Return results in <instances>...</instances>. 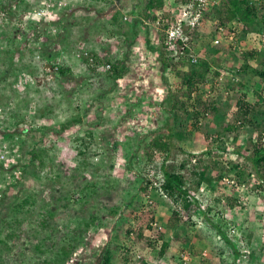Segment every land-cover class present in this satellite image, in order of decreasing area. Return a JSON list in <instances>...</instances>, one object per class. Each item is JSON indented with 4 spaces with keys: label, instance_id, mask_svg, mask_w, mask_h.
<instances>
[{
    "label": "rangeland",
    "instance_id": "rangeland-1",
    "mask_svg": "<svg viewBox=\"0 0 264 264\" xmlns=\"http://www.w3.org/2000/svg\"><path fill=\"white\" fill-rule=\"evenodd\" d=\"M146 1L49 0L51 7L45 17L32 16L39 20L35 26L25 18L30 7L20 14L18 20L4 22L5 27H13L15 32L0 30V46L9 43L5 56L0 55V113L5 114L3 118L0 115V128H3L0 159L2 154L6 155L4 162L0 160V264H29L34 260L48 259L50 253H41L40 256V251L36 252L38 244L46 238L62 236L56 232L59 229L72 232L74 218L88 211H95L103 221L90 227L83 234V240L76 239L69 245L74 246L73 252L62 264H100L109 243L118 244L123 250L125 230L115 238L114 229L117 223L127 226L136 220L143 199L141 186L145 181L141 179L150 162L148 147L157 135L167 134L164 122L169 113L166 111L173 107L176 94H181L184 100L187 98L186 93L182 94V86L171 90L177 80L174 71L163 77L155 50L163 46V31L154 24L150 25L140 14ZM168 1L169 9L176 7L172 0ZM5 2L8 1L0 0V20L3 15L7 16L1 11ZM211 16L213 23L209 21L205 31H197L199 35L192 40L191 48L200 52L214 49L212 44L217 33ZM135 18L143 21L136 28L133 27ZM145 31H148L150 41L146 40ZM238 34L243 33L238 30ZM10 36L14 38L8 40ZM123 46L128 51L127 57ZM246 51L256 53L248 63L264 71V36L259 33L240 38L235 48L223 44L220 47L222 55L218 53L215 61H211L214 56L207 57L214 65L201 71L211 69L212 74L221 73L210 74L212 77L201 82L200 91H194L192 95L193 99L202 96L203 102H212L207 117L201 120L202 132L192 136L200 146L193 149L190 139L182 143L174 140L175 145L170 149L166 163L167 169L184 174L200 200L212 195L208 200L211 211L207 207L206 215L197 212L193 216L187 215L185 223L179 222L176 227L175 224L171 227L170 219L176 204L152 191L157 211L156 229L151 232L152 236L163 232V239L156 247L143 249L148 264H224L223 257L231 260L229 254L214 252V245L221 240L212 222L239 241L241 255L238 261L231 260L230 264H257L263 257L258 254L264 246V204L257 201L256 196L249 197L247 191L255 187L257 174L248 159L233 152L240 146L246 155H250L253 145L249 139L255 133L247 125L237 132L236 142L233 141L234 133H230L225 141L213 140V144L206 139V130L210 131L219 121L224 126L236 111L233 102L241 95L232 93L228 87L232 78H239L232 72L241 67ZM94 54L98 59H90ZM200 56L205 58L202 53ZM120 57L127 60L117 78L107 64ZM177 64L181 71H192L189 63ZM57 66L70 67L69 75H61ZM255 76L253 73L246 75L251 82L247 96L242 98L252 100L256 113L251 118L261 121L264 118V82ZM217 94H220L218 99ZM193 99L190 102L193 103ZM178 104L176 109L180 107ZM213 107L218 110L214 112ZM14 109L18 111L17 118L11 116ZM197 109L203 110L201 103ZM220 145L227 148L225 152L201 155L206 149ZM191 151L197 152V157L187 166L189 170L181 171L180 165L190 161ZM87 156L91 157L87 160ZM216 160L222 163L214 166ZM230 161L239 164L244 175L251 174L254 181L238 186L240 183L235 181L238 170L228 164ZM205 165H213L216 169L224 167L226 179L215 183L212 190L208 185L196 188L198 177L190 171L194 166L199 170ZM227 174L233 177H227ZM217 191L234 198L232 203L236 206L226 212L224 202L215 200L214 192ZM25 197H32L39 209L33 213H19L22 222L13 232L12 228L5 227L6 222L17 212L14 204ZM40 216H50L51 225H39L38 221L43 223L42 218L38 220ZM248 217L256 224L249 244L244 242L242 233ZM190 221L195 222L194 229ZM248 226L250 229L252 222H247ZM8 232L17 234L16 245L13 238L8 237ZM177 233L178 240L174 237ZM198 235L202 240L204 235L209 237L201 243ZM188 239L191 241H186ZM164 241L170 242V247L160 258ZM136 249L139 251V246ZM252 251L257 252V257L255 255L250 261ZM118 261L115 259V264ZM134 264L142 262L136 259Z\"/></svg>",
    "mask_w": 264,
    "mask_h": 264
},
{
    "label": "trees",
    "instance_id": "trees-1",
    "mask_svg": "<svg viewBox=\"0 0 264 264\" xmlns=\"http://www.w3.org/2000/svg\"><path fill=\"white\" fill-rule=\"evenodd\" d=\"M8 2H5V5L1 8L3 9L7 14L8 18L10 20L17 19L22 12L28 11L31 3L24 2L20 3L17 2L16 6H13L14 0H7ZM41 3V0H32V3ZM23 4V6H22ZM169 6L168 0H147L145 3V7L142 9V12L140 14L144 16L148 20V23L150 25L155 24V20L157 18V14L161 15H167L166 8ZM25 9V10H24ZM212 14L213 20L215 21L216 25V33L219 34V28L224 29V34H230L231 30H235L236 32V43L240 38H245L248 34H254L259 33L264 36V0L255 1V0H220V3L217 5L210 6L208 8V11L205 13V21L203 23V26L200 28L199 31H202L206 29L207 24L210 21V15ZM211 16V18H212ZM20 19V18H19ZM18 20V19H17ZM31 25L35 26L39 20L37 18H30ZM117 21V17L115 19V22ZM143 23L140 18L134 19V25L133 27L136 28L137 25ZM210 23H213L210 21ZM19 25V22H18ZM13 27H7V29H11L10 31L13 33L15 32ZM238 30H241L242 35L238 34ZM203 31V32H204ZM40 34V33H39ZM238 34V35H237ZM199 35V33H191L189 38L191 40H194V37ZM217 35H215L216 37ZM11 38H7L8 40L13 39L14 36H10ZM39 37V36H38ZM145 37L147 41H150V38L148 37V31H145ZM190 43V44H191ZM5 47L0 46V55L5 56V49L8 50L9 43L7 42L5 44ZM193 45V44H192ZM214 49H211L210 52H207L205 50H202L200 52L199 50L193 49V51L198 55V61L196 63H192L189 60L188 56H184L183 54L179 55V60H176V56L174 55L175 49L167 46L164 44L161 49H155L158 52V58L160 59V65L163 77L168 76L169 72L174 71L175 77H177V80L174 81V85H172V91L177 86H182L181 91L187 94V98L184 100L183 96L181 94H176L177 98L174 101V105L172 108H170L166 113H169L165 117L164 127L167 128V134H159L157 135L154 140L151 142V144L148 147L147 155L149 156V164L146 166L147 168L145 171L146 173H143L142 179L143 186H141V192L143 195L141 204L137 207V215L136 220L127 225L124 226L122 222L117 223V226L115 227L114 231L116 232L115 238L118 235H121L123 230H125V233H123L122 238H124L125 242L123 245V250H120L118 244H112L109 243L107 247L104 249L102 253V261L100 260V264H115V259L119 260L118 262L127 263V264H134L135 260L138 259L142 262V264H148L144 258L143 249L145 247L154 248L156 247V244L159 240L163 239V232H158L157 236H152L153 230L156 229L154 227L155 224V212L157 211V204L154 200V194L152 195L151 192L157 193L159 196H162L159 191L160 189L163 190V192L166 194V198H170L174 201L176 204V209L173 210L171 219H170V225L171 227H175L179 224V222L185 223L186 220H184V217L187 215L193 216L194 213H199L202 215L207 214V207L211 211V205L209 204L208 200L211 198L210 195H208L207 198H204V200H200L196 194L195 191L188 185L187 180L185 179V176L182 172H178L175 169H167L166 163L169 159V151L170 149L175 145L174 140L177 142H186L187 139H190V142H193L192 148L196 149L200 146V144H197L195 142V136L197 133L202 132V127L200 126L201 120L203 118L207 117V112L209 111V107L212 105V102L206 103L205 100H201L202 96L195 97L193 99V93L194 91H200L201 89V82H206V79L212 77L213 74L218 75L221 72H214L212 74V71H201L204 69H208V67H213V63L208 61L207 57L214 56L215 59L211 61H215L218 59V53L220 54L223 52V50L220 52V46H216L212 44ZM8 46V48H7ZM234 45H231L230 48H232ZM222 47V46H221ZM125 46L122 47L124 49ZM235 48V47H233ZM125 50V49H124ZM128 50V49H127ZM231 50V49H229ZM125 56L128 53V51L125 50L124 52ZM203 54L205 56L201 57L200 54ZM208 54V55H207ZM256 53L254 51H246L244 52V59L241 60V67L239 66L236 70H233L234 75H238V79L230 80V87H228L231 92L233 91L236 93H239L241 97H239L233 104H235L236 111L234 112V115L232 118L225 123L221 125L220 121L214 124L210 128V131L207 132L206 130V139L209 141L213 140H221L225 141L229 137L230 133H234L233 141L236 142L238 140L237 132L240 130H243L245 126H251V130L255 133V135L251 136L249 139L250 143L253 145V148L251 150L250 155H246L245 151L242 150V147H237L233 150L237 155H241L244 158L248 159L252 165L254 170L257 174V180L255 178L254 186L252 188H249L248 196L257 197V201L262 202L264 204V118L261 121H254L251 117L255 115V105H252V100H243V96H247L249 92L250 86V78H246V75L253 73L256 75L255 77L259 79L260 82H264V71L254 68L252 65H250L249 59L253 57ZM222 55V53H221ZM128 56V55H127ZM126 56V57H127ZM92 60L97 58L98 55L94 54L91 56ZM123 58V57H122ZM121 57L114 60H109V64L111 65L110 69L112 68V71L115 74L117 78L122 74V67L125 64L127 59H122ZM96 61H99L97 60ZM242 59V58H240ZM3 60H6L3 58ZM8 62V61H7ZM182 63H189L192 67V71L186 72L181 71L179 69V65L177 64ZM6 64V62H4ZM0 66H2L0 64ZM58 71L63 76H68L71 68L68 66H57ZM124 69V68H123ZM206 74V75H205ZM210 74L212 76H210ZM234 77V76H233ZM166 78V77H165ZM166 81V80H165ZM167 82V81H166ZM183 90H186L183 91ZM197 92V93H198ZM220 94H217V99L220 97ZM194 100V102H190L191 100ZM251 99V98H250ZM178 100H182L183 102ZM248 101V102H247ZM178 104V107L176 109V106ZM202 104L203 110L197 109V105ZM192 109V110H191ZM214 112H216L218 109L217 107H213ZM14 112V115H13ZM17 110L14 109L11 113L12 117L17 118ZM218 115V114H215ZM173 117V118H172ZM215 127V128H214ZM194 136V137H192ZM191 139L193 141H191ZM220 141V142H221ZM214 141L211 143L213 144ZM20 145V144H19ZM227 148H224L222 145L215 146V148H209L205 151L201 152V155H208L209 153L216 151L217 153L225 152ZM182 151L185 152L186 149L184 146H182ZM191 159L190 161L186 160L184 161L180 167L181 171L189 170L187 169V166L190 165V162H192L197 156V152H190ZM83 155H86L85 153ZM91 157V156H90ZM89 156L86 157L88 160L90 158ZM36 160L38 159V153L35 154L34 157ZM160 159V160H159ZM214 166H219L222 161L216 160ZM90 163H93V161H90ZM189 163V164H188ZM228 164L234 168L236 171V180L238 184L240 183L241 186L243 182H247L249 180H253V177L251 174L248 176L244 175V172L241 171L240 165L235 164L232 161L228 162ZM212 167V168H211ZM230 167V168H231ZM229 168V169H230ZM190 171H192V174L195 175L197 178L196 180V188H199L200 186L204 187V185L214 186L215 183H218L222 181L226 175L224 174V167L216 169L213 167V165H205L202 169H197L196 166L194 168H190ZM62 174H59L58 176H61ZM158 175H161L160 177ZM233 177L230 174H227V177ZM15 178V177H14ZM261 180V181H260ZM159 181V184H158ZM142 182V181H141ZM142 184V183H141ZM216 186V185H215ZM159 190V191H158ZM157 191V192H155ZM215 193V200L216 202L220 203V201L224 202V208L226 209V212H229V209L234 208L233 206V199L230 198V196H226L224 192H214ZM152 199H151V198ZM163 197V196H162ZM151 200V201H150ZM204 204V205H203ZM206 204V207H205ZM236 204V203H235ZM209 205V206H208ZM239 205V203L237 204ZM15 211H17L15 214L12 215L11 220L6 222L5 227L12 228L13 232H15V229L19 223L22 222L19 218V213H33L39 209V206L36 201L32 200V197H25L16 204H14ZM88 209V207H86ZM41 213V212H40ZM115 214V212L113 213ZM52 217V215H51ZM42 218L43 223L38 221L39 225L42 226H50V216L49 217H38V220ZM74 227L72 229V232L70 230H64L59 229L56 232L62 233L63 235H59L58 238L53 239H44L43 242L38 244L37 249L35 248L36 252L40 251L39 255H46L50 253V256L46 260H34L32 263L29 264H61L62 262H65L69 258V256L73 252V245L69 246L70 244H73V242L77 241L76 239H84L83 234L88 231L90 227H92L96 222L102 223V218L99 214H97L95 211H88L86 214H81L78 217L74 218ZM263 220H264V213H263ZM24 221V220H23ZM212 221V220H211ZM215 221V220H213ZM191 222V221H190ZM247 222H252V226L249 229V226L247 227ZM244 223V226L242 228V233L244 236V242L247 244L251 243L253 232L255 231V223L254 219L252 220L251 217H248V221ZM122 223V224H121ZM212 225L214 226L216 232L219 234V240L220 243L217 245H214V252L215 253H224L229 254L232 257V261L236 262L238 261L241 251L238 248L239 241L235 240L233 237L230 236V234L227 233V231L222 227H219L217 224L212 222ZM196 224L194 221L191 222V228H195ZM20 227V226H19ZM177 230V228H176ZM201 231V228L199 230ZM13 232H8L7 235L11 239L13 238L14 242L13 244H17L16 242V235ZM215 234V233H213ZM252 234V235H251ZM210 236L212 234H209ZM251 235V236H250ZM204 235L203 240L198 235L197 238L201 243L205 241V239H208L209 236ZM67 237L69 238L67 241ZM176 240L179 239L178 233L174 236ZM191 241V240H186ZM242 241V239H241ZM264 241V238H263ZM206 242V241H205ZM210 242V241H208ZM4 245H6L4 243ZM68 245V246H67ZM206 245H210L209 243H206ZM139 246V251L136 249V247ZM170 247V242L164 241L162 242L161 249L159 251V257L163 258ZM219 251V252H218ZM38 253V252H37ZM222 254V255H224ZM49 255V254H48ZM256 255V256H255ZM257 257V252L252 251L250 253V261L253 257ZM258 256H263L260 261L257 264H264V246L261 248ZM137 257V258H136ZM229 258L223 257V263L224 264H230L231 261ZM254 263V260L252 261ZM257 262V261H256ZM118 263V264H119ZM251 263V262H250ZM249 263V264H250Z\"/></svg>",
    "mask_w": 264,
    "mask_h": 264
},
{
    "label": "built area",
    "instance_id": "built-area-1",
    "mask_svg": "<svg viewBox=\"0 0 264 264\" xmlns=\"http://www.w3.org/2000/svg\"><path fill=\"white\" fill-rule=\"evenodd\" d=\"M20 1L22 0H16L13 3V6L15 7L16 3H20ZM23 1L31 3V10H29V12L25 16L26 20L30 19L33 15L40 18L45 17V12H48L49 8L51 7L49 0H41V3L38 5L32 4V0ZM219 3L220 0H172V4H175L174 6L176 7L173 6L174 8L169 9V7L167 6V15L157 14L154 25L158 29L163 31L164 44L175 49L174 55L176 56L177 61L180 59V54L188 56L189 60L192 63H196L198 61V55L193 51V48H191V40L189 36L191 33L200 30V28L203 26V23L205 21V13L208 11V8ZM29 16L30 18H28ZM10 21L12 20L8 18V14L6 17L3 15L2 19L0 20V30L3 31L5 23L7 24ZM219 32L220 33L217 34L213 41L215 45L223 46V44H226L228 47H230L231 45H234L233 47H236L237 43L235 41V30H231L230 34L227 35L224 34V29L220 27ZM107 65L109 66V68L111 67L110 64ZM1 110L2 108L0 107V111ZM3 115H1L2 118L4 117ZM2 130L3 128H0V135H2L3 133ZM5 156L4 154H2V159H0L2 162H4L3 158ZM159 193L164 198L167 197L163 190L160 189ZM185 262L186 259H184V263Z\"/></svg>",
    "mask_w": 264,
    "mask_h": 264
},
{
    "label": "clouds",
    "instance_id": "clouds-1",
    "mask_svg": "<svg viewBox=\"0 0 264 264\" xmlns=\"http://www.w3.org/2000/svg\"><path fill=\"white\" fill-rule=\"evenodd\" d=\"M15 1H16V0H14L13 3H14ZM19 4H20V3H19ZM32 4L38 5V3H34V2H33ZM39 4H40V3H39ZM2 10H3V9H2ZM3 31H4V32H8L7 27L4 26ZM216 46H217V45H216ZM219 46L221 47V45H219ZM222 47H223V46H222ZM224 48H225V47H224Z\"/></svg>",
    "mask_w": 264,
    "mask_h": 264
}]
</instances>
